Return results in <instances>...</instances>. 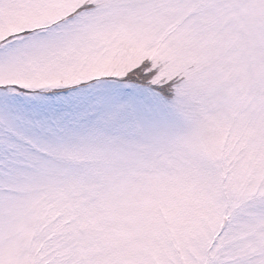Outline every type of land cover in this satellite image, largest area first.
Instances as JSON below:
<instances>
[{
	"label": "snow or ice",
	"instance_id": "6c2138e0",
	"mask_svg": "<svg viewBox=\"0 0 264 264\" xmlns=\"http://www.w3.org/2000/svg\"><path fill=\"white\" fill-rule=\"evenodd\" d=\"M0 264H264V0H0Z\"/></svg>",
	"mask_w": 264,
	"mask_h": 264
}]
</instances>
